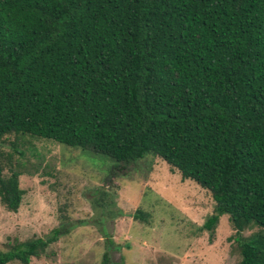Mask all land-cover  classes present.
Returning <instances> with one entry per match:
<instances>
[{
	"label": "trees",
	"instance_id": "16d2710c",
	"mask_svg": "<svg viewBox=\"0 0 264 264\" xmlns=\"http://www.w3.org/2000/svg\"><path fill=\"white\" fill-rule=\"evenodd\" d=\"M30 139L162 158L211 193L203 228L229 215L239 264H264V0H0V203L14 212L38 173L19 159ZM59 232L10 243L0 264L40 258Z\"/></svg>",
	"mask_w": 264,
	"mask_h": 264
},
{
	"label": "rangeland",
	"instance_id": "374dc122",
	"mask_svg": "<svg viewBox=\"0 0 264 264\" xmlns=\"http://www.w3.org/2000/svg\"><path fill=\"white\" fill-rule=\"evenodd\" d=\"M30 140L19 159L38 173L20 177L25 193L17 212L0 203L1 250L59 229L57 241L28 264H105V253L107 264H239L229 215L214 232L203 228L215 207L211 193L162 158L120 163L54 140ZM10 150L9 142L1 144L0 152Z\"/></svg>",
	"mask_w": 264,
	"mask_h": 264
}]
</instances>
